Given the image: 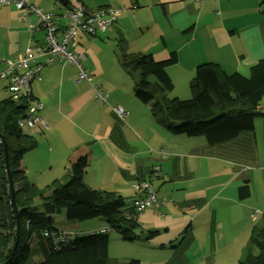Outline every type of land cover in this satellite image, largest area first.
<instances>
[{"label":"crops","instance_id":"1","mask_svg":"<svg viewBox=\"0 0 264 264\" xmlns=\"http://www.w3.org/2000/svg\"><path fill=\"white\" fill-rule=\"evenodd\" d=\"M54 1L28 0L44 12L58 8ZM79 1L89 10L124 11L99 37L75 34L70 51L85 55L81 64L91 82L78 81L77 67L58 58L33 80L31 94L43 107L44 126L26 127L36 146L20 162L25 172L20 188H39L43 181L66 183L73 162L85 153L89 161L83 182L90 189L131 202L141 195L134 185L148 181L163 203L137 217V252L130 256L139 264H214L223 253H242L256 219L264 214V187L251 186L264 180V121H258L259 135L255 122L252 132L218 145L171 136L135 99L116 46L122 39L127 52L149 54L155 61L176 53L177 63L167 68L173 83L169 97L187 100L198 65L215 63L226 74L247 76L249 67L264 58V0ZM42 40V31L31 34L12 4L0 7V61L20 56ZM4 67L0 63V71ZM0 80V98L6 99L7 81ZM94 88L106 95V102L95 98ZM115 107L128 112L124 121ZM154 171L157 176L151 177ZM244 183L247 198L239 195ZM77 231L109 230L103 219H96L94 226ZM151 231L156 233L147 238ZM111 238L107 252L110 244L124 241Z\"/></svg>","mask_w":264,"mask_h":264},{"label":"trees","instance_id":"2","mask_svg":"<svg viewBox=\"0 0 264 264\" xmlns=\"http://www.w3.org/2000/svg\"><path fill=\"white\" fill-rule=\"evenodd\" d=\"M38 44L29 47L36 49ZM116 47L121 51L119 66L132 79L135 99L148 107L153 121L171 136L202 138L207 145H218L241 133L252 132L255 122L264 120V110L259 109L264 97V58L249 67L247 76L238 72L226 74L215 63L198 65L189 82L190 98L180 100L169 97L173 83L167 74V68L177 63L176 53L155 61L149 54L127 52L122 39ZM8 59L0 61L5 64L0 72L6 70ZM0 79L7 81L8 91V80ZM31 102L41 105L32 94L15 99L10 95L0 101V264H139L136 259L125 263L109 259L107 231L74 235L69 242L56 247L50 237L43 236L59 232L53 226L52 217L62 213L65 220L72 223L103 219L109 231L118 233L124 241L134 242L139 238L138 215L133 201L112 192L90 189L84 184L89 161L85 153L73 162L66 183L54 181L47 188H20L25 180L20 162L36 146L35 139L18 125ZM239 195L241 198L249 196L247 183L239 188ZM155 233H147V238ZM238 264H264V216L262 224L252 228Z\"/></svg>","mask_w":264,"mask_h":264},{"label":"built area","instance_id":"3","mask_svg":"<svg viewBox=\"0 0 264 264\" xmlns=\"http://www.w3.org/2000/svg\"><path fill=\"white\" fill-rule=\"evenodd\" d=\"M12 4L19 13V18L26 23L30 32L42 31L43 40L38 42V48L29 47L25 52L6 61L7 68L0 72V78L8 80V91L12 98L19 96L29 97L31 95L32 81L37 77L42 68L50 64L55 58L77 67V80L91 82V75L81 65L85 59L84 54H75L70 51L71 41L78 30L89 36H95L103 33L117 20V17L123 13L122 8H99L93 11L87 9L79 0H67L66 10L62 15L43 12L41 9L29 4L28 0H0V7ZM35 18V22L31 21ZM67 20V24L61 25L60 20ZM95 90V98L103 102L105 95ZM41 105L31 102L29 108L18 125L20 128L31 125L44 126L43 119L39 116ZM115 114L120 120H124L128 112L116 107ZM164 157V153H159ZM154 171L151 177H156ZM134 190L140 193V197L133 201V209L139 216L144 210L162 207L163 203L158 202L156 194L148 181L136 183ZM43 236L50 237L53 245L69 242L73 236L66 232L44 233Z\"/></svg>","mask_w":264,"mask_h":264},{"label":"rangeland","instance_id":"4","mask_svg":"<svg viewBox=\"0 0 264 264\" xmlns=\"http://www.w3.org/2000/svg\"><path fill=\"white\" fill-rule=\"evenodd\" d=\"M54 2H55L56 6L58 8L52 7L51 10H53V11L52 12H48V13H53V14H56V15H62L65 12L66 7L64 5H62V7H61L58 2H56V1H54ZM60 24L61 25L67 24V20L61 19L60 20ZM79 32H80V30H78L77 33H79ZM87 36L89 38H91V36H89V35H87ZM92 37H94V36H92ZM96 37H99V35L97 34ZM74 40H76L75 36L73 37L71 42H73ZM115 52H117V50ZM128 77H129V79H131L130 76H128ZM0 82H1V80H0ZM1 100H3V99L0 98V101ZM259 109L264 110V97H263V99L261 100V102L259 104ZM258 121H264V120L258 119L256 122L258 123ZM259 124L260 123L256 124V126H255V129H256L255 131L257 132L258 135H259L260 130L262 128V126L260 127ZM23 130L25 131V130H27V128H24ZM260 139H264V128H263V130H261ZM262 164L264 165V162ZM262 173L264 174V172H262ZM50 184H51V182L47 183V181H43L42 185H39V188H47L46 186H49ZM251 186L256 187L257 189L260 188V186L264 187V180L260 181V183H252ZM257 214L258 213L255 211L254 214L251 215V218H254V216L255 215L257 216ZM263 216H264V214H260L258 216V218L256 219L253 227H259L262 224ZM52 220H53V226L57 230H59L60 232H66L67 234H70L72 236L79 235V234H80V236H83V235H86V234H81L82 231L80 230L81 232H79V231H77V229H79L80 227H86V226L87 227H90V226L92 227V226H94V222H95L96 219L89 220V221H84V222H75L73 226L72 225L70 226V224L72 222L66 221L65 218H64V215L62 213H59V214H55L52 217ZM252 228H251V230H252ZM251 230H250V232H251ZM106 233L108 234L109 240H111L112 239L111 237H113V236L116 237L117 239H119L121 237V236H119L116 233H111L110 231H107ZM248 239L249 238L246 239L245 244L248 243ZM131 244H134V245L132 246ZM131 244H130V242H126V241H122V240L118 241V244L117 243L110 244L111 247L109 245V251H108L109 259H116V260H118V261H120L122 263L128 262L131 259H137V258H134V257L131 258V256H130L131 253L134 254L135 251L137 252V241H135V242H133ZM244 252L245 251H243L242 253H240V252L223 253V255L221 257L215 258V263L214 264H238L239 261L243 258Z\"/></svg>","mask_w":264,"mask_h":264},{"label":"water","instance_id":"5","mask_svg":"<svg viewBox=\"0 0 264 264\" xmlns=\"http://www.w3.org/2000/svg\"><path fill=\"white\" fill-rule=\"evenodd\" d=\"M59 1H60V3H61L62 5H66V3H67V0H59ZM4 150H5V146H4ZM4 159H5V168H6V170L8 171V163H7V160H6V152H5V151H4ZM8 186H9L10 191H11V203H12V206L14 207L13 193H12V191H13V187H12V182H11L10 178H9V180H8Z\"/></svg>","mask_w":264,"mask_h":264}]
</instances>
